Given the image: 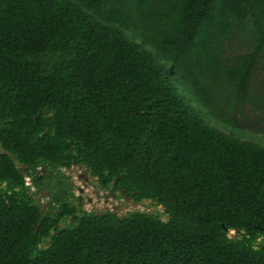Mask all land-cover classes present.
Wrapping results in <instances>:
<instances>
[{
	"label": "trees",
	"instance_id": "trees-1",
	"mask_svg": "<svg viewBox=\"0 0 264 264\" xmlns=\"http://www.w3.org/2000/svg\"><path fill=\"white\" fill-rule=\"evenodd\" d=\"M256 70L264 0H0V264H264V136L235 118ZM74 164L166 219L79 208L47 174Z\"/></svg>",
	"mask_w": 264,
	"mask_h": 264
},
{
	"label": "rangeland",
	"instance_id": "rangeland-1",
	"mask_svg": "<svg viewBox=\"0 0 264 264\" xmlns=\"http://www.w3.org/2000/svg\"><path fill=\"white\" fill-rule=\"evenodd\" d=\"M233 43L232 40L229 41ZM229 43V44H230ZM248 47V44L245 46L233 44L226 49V58L230 62L231 57L234 55H241L245 52V49ZM231 48L233 50H231ZM230 59V60H229ZM232 62V61H231ZM263 74L260 70H256L253 73L252 80L250 83L248 100L240 103L239 110L235 114V118L239 127L247 132V136L251 137L250 132L257 134L261 137L264 136V109L257 106V97L260 95L262 88V83L264 82ZM221 96L217 99L216 103L220 106L222 100ZM200 111H203L206 115L214 114V118L211 119L213 125L224 131H232L233 134L240 136V129L236 126L235 122H229L228 118L231 117V114L225 110H221L218 107L209 108L197 106ZM235 126V127H234ZM234 127V128H233ZM48 173L50 174L49 181L51 185H56L57 175H61L62 181L70 184L71 192L73 197H70V201L77 205L79 208L89 211V212H104L106 210L112 211L119 216H124L127 213L135 210H140L148 213H155L160 215L162 219H166V213L164 208L150 200H142L140 202H135L131 198H127L121 194L120 191H116L115 195L109 193V187L102 186L95 176H92L89 171L82 165H72L70 168H48ZM44 173V172H43ZM44 186L40 188L35 194H33L35 201L40 203L42 208L48 211L50 203V193L47 189V180L43 178ZM25 181L29 184L30 180L25 178ZM46 183V184H45ZM30 191L34 193L35 189L30 188ZM78 197L79 199H77ZM68 219H63L60 221L59 226L63 227L68 224ZM235 235L234 231H229V236ZM264 239V236H263ZM261 242V240H259ZM264 242V240L262 241ZM45 245V243L43 244Z\"/></svg>",
	"mask_w": 264,
	"mask_h": 264
},
{
	"label": "flooded vegetation",
	"instance_id": "flooded-vegetation-1",
	"mask_svg": "<svg viewBox=\"0 0 264 264\" xmlns=\"http://www.w3.org/2000/svg\"><path fill=\"white\" fill-rule=\"evenodd\" d=\"M108 186H109V185H108ZM108 186H106V187L108 188ZM108 192H109V193H112L113 195H115V191H113V190L111 189V187H109Z\"/></svg>",
	"mask_w": 264,
	"mask_h": 264
},
{
	"label": "water",
	"instance_id": "water-1",
	"mask_svg": "<svg viewBox=\"0 0 264 264\" xmlns=\"http://www.w3.org/2000/svg\"><path fill=\"white\" fill-rule=\"evenodd\" d=\"M256 245H260V242L258 241ZM262 247L264 248V243L262 244Z\"/></svg>",
	"mask_w": 264,
	"mask_h": 264
}]
</instances>
